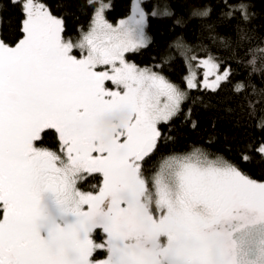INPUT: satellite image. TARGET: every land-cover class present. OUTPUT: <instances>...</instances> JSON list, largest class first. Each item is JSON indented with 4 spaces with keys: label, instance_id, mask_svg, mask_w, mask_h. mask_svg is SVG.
<instances>
[{
    "label": "snow or ice",
    "instance_id": "6c2138e0",
    "mask_svg": "<svg viewBox=\"0 0 264 264\" xmlns=\"http://www.w3.org/2000/svg\"><path fill=\"white\" fill-rule=\"evenodd\" d=\"M8 3L23 19L14 45L0 38V264H264V182L242 170L264 163V142L236 163L194 152L163 158L151 182L144 175L158 126L186 96L125 59L146 44L140 0L117 27L101 4L77 42L44 0ZM236 11L253 15L245 3ZM198 63L205 89L231 75L212 57ZM186 81L198 86L194 70ZM49 132L59 152L43 146ZM80 172L102 175L98 193L76 188ZM98 249L105 259L93 258Z\"/></svg>",
    "mask_w": 264,
    "mask_h": 264
},
{
    "label": "trees",
    "instance_id": "16d2710c",
    "mask_svg": "<svg viewBox=\"0 0 264 264\" xmlns=\"http://www.w3.org/2000/svg\"><path fill=\"white\" fill-rule=\"evenodd\" d=\"M44 2L53 15L64 19V36L79 39L89 29L98 2L108 5L103 13L105 20L116 22L129 14L132 0ZM141 3L146 13V44L125 53V58L163 75L186 96L179 112L167 124L158 126L162 138L144 166L145 177L151 182L150 177L163 158L194 152L203 153L209 160L220 158L236 163L249 145L264 142V0H141ZM241 3L249 5L253 13L250 20H244L236 11ZM204 9L209 10L207 16L197 14ZM22 19L19 7L0 0V38L14 45L22 37ZM192 56L197 60H191ZM208 57L221 70L228 69L231 73L216 91L202 86L205 69L198 62ZM190 70L196 72V88L187 87ZM239 84L244 86L243 90L236 92ZM43 146L59 152L53 132L45 137ZM242 170L258 182L264 181V163L244 164ZM101 180L99 173H82L76 185L81 191H95ZM92 239L104 243L106 235L96 229ZM104 255L105 250L98 249L93 258Z\"/></svg>",
    "mask_w": 264,
    "mask_h": 264
},
{
    "label": "rangeland",
    "instance_id": "374dc122",
    "mask_svg": "<svg viewBox=\"0 0 264 264\" xmlns=\"http://www.w3.org/2000/svg\"><path fill=\"white\" fill-rule=\"evenodd\" d=\"M136 3V0H132V2H131V8H130V12H129V14L126 16V17H124V18H121V19H119V20H117L116 22H108L109 24H111L113 27H117L119 24H120V22L122 21V20H124V21H126V20H128L132 15H133V7H134V4ZM101 4H105V3H102V2H98V4H97V6H96V9L101 5ZM140 6L141 7H143L142 6V3H141V0H140ZM96 9H95V11H94V13H93V17H92V21H91V25H90V27H89V29L87 30V31H89L90 30V28L92 27V25H93V21H94V17H95V12H96ZM103 16H104V14H103ZM105 19V18H104ZM146 23V22H145ZM86 31V32H87ZM144 33H145V25H144ZM145 36H146V33H145ZM66 38V37H65ZM73 40V42H77L79 39H72ZM73 53L75 54V55H77V57H79L80 56V54H81V52H80V49H74L73 50ZM126 59V58H125ZM128 61V60H127ZM129 63H131V64H133V62H131V61H128ZM137 66V65H136ZM138 67V66H137ZM138 68H141V67H138ZM141 69H143V68H141ZM204 78V77H203ZM105 86L108 88V89H110V90H117V86L115 85V84H113L111 81H106L105 82ZM82 173H87V172H80V173H78V177H80V175L82 174ZM95 174H97V173H95ZM100 176H101V178H102V175L101 174H99ZM79 179V178H78ZM78 179H77V181H78ZM102 180H103V178H102ZM102 180H101V182L97 185V190H95V191H81V190H79L78 188H77V185H76V188L80 191V192H84V193H93V194H96V193H98L99 192V188L102 186ZM76 181V182H77ZM150 181H151V177H150ZM262 182H264V181H262ZM84 208H85V210H87V206L85 205L84 206ZM157 215H158V213H157ZM101 230V229H100ZM99 234H100V232H99ZM94 240V239H93ZM95 241V240H94ZM96 242V241H95ZM97 243V242H96ZM106 256H107V252L105 251V255L103 256V258H100V259H96V260H102V259H105L106 258Z\"/></svg>",
    "mask_w": 264,
    "mask_h": 264
},
{
    "label": "flooded vegetation",
    "instance_id": "af4514ba",
    "mask_svg": "<svg viewBox=\"0 0 264 264\" xmlns=\"http://www.w3.org/2000/svg\"><path fill=\"white\" fill-rule=\"evenodd\" d=\"M103 232V231H102Z\"/></svg>",
    "mask_w": 264,
    "mask_h": 264
}]
</instances>
